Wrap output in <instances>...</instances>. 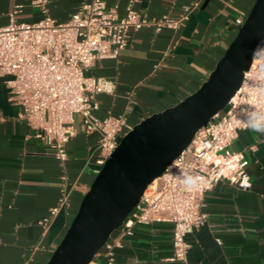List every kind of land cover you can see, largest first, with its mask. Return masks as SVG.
Returning <instances> with one entry per match:
<instances>
[{
	"label": "crops",
	"instance_id": "obj_1",
	"mask_svg": "<svg viewBox=\"0 0 264 264\" xmlns=\"http://www.w3.org/2000/svg\"><path fill=\"white\" fill-rule=\"evenodd\" d=\"M36 1L0 0V28L10 24L17 6V22L41 20ZM85 1L48 0V14L68 21ZM255 1L210 0L204 7L206 0H138L135 10L144 17L187 14L188 20L176 31H132L117 59L97 61L88 70L87 76L107 85L95 96L96 116L124 115L134 128L181 103L207 80L238 33L236 21H245ZM105 2L118 5L123 15L130 0ZM21 110L0 78V264H47L97 176L101 137L83 132L77 117L78 133L62 164L20 119ZM232 150L246 153L252 188L221 182L206 195L208 221L187 236L189 264H264V136L241 131ZM173 229L171 223H152L136 225L130 237L115 231L109 239L115 264H182L170 260ZM106 254L101 250L95 262L106 264Z\"/></svg>",
	"mask_w": 264,
	"mask_h": 264
},
{
	"label": "built area",
	"instance_id": "obj_2",
	"mask_svg": "<svg viewBox=\"0 0 264 264\" xmlns=\"http://www.w3.org/2000/svg\"><path fill=\"white\" fill-rule=\"evenodd\" d=\"M137 2L130 0L120 15L118 5L86 0L78 12L62 22L48 14V0H38L34 4L44 13L41 20L17 22L14 15L22 9L17 6L10 24L0 28V78L22 109L20 119L62 164L69 158L70 140L78 133L77 117L83 132L100 134L97 174L122 138L133 130L124 115L96 116L100 106L95 96L106 92L107 85L87 76L88 70L97 61L117 59L127 48L132 31H176L188 20L187 14L178 19H149L135 10ZM236 24L241 27L244 20L238 19ZM253 113H264V45L226 108L198 131L191 144L147 188L118 229L122 236H132L136 225L171 223L170 260L189 264L187 236L208 221L206 195L221 182L241 190L252 188L248 157L232 147L241 131L251 129L248 121ZM185 175L198 178L197 185L188 188L183 182ZM58 212L59 207L51 214ZM119 246L117 242L115 247ZM113 248L109 241L103 248L107 249L106 264H115ZM95 259L91 264H98Z\"/></svg>",
	"mask_w": 264,
	"mask_h": 264
},
{
	"label": "water",
	"instance_id": "obj_3",
	"mask_svg": "<svg viewBox=\"0 0 264 264\" xmlns=\"http://www.w3.org/2000/svg\"><path fill=\"white\" fill-rule=\"evenodd\" d=\"M263 45L264 0H256L200 88L175 107L145 119L122 138L83 197L47 264L94 261L147 188L191 144L198 131L226 108Z\"/></svg>",
	"mask_w": 264,
	"mask_h": 264
},
{
	"label": "clouds",
	"instance_id": "obj_4",
	"mask_svg": "<svg viewBox=\"0 0 264 264\" xmlns=\"http://www.w3.org/2000/svg\"><path fill=\"white\" fill-rule=\"evenodd\" d=\"M248 126L255 132L264 133V113H253ZM197 180L198 178L185 175L183 182L191 189L197 185Z\"/></svg>",
	"mask_w": 264,
	"mask_h": 264
}]
</instances>
